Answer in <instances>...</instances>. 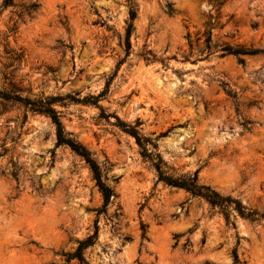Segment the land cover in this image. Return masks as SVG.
<instances>
[{
    "label": "rangeland",
    "instance_id": "1",
    "mask_svg": "<svg viewBox=\"0 0 264 264\" xmlns=\"http://www.w3.org/2000/svg\"><path fill=\"white\" fill-rule=\"evenodd\" d=\"M27 2L0 10V90L30 99L105 90L96 106L55 109L115 197L97 216L92 175L56 144L49 118L0 100V264H65L95 221L85 264H264V218L227 221L157 182L116 121L139 123L172 176L197 171L200 184L264 214V0H134L131 53L111 80L124 56L126 0H37L18 20ZM226 46L260 52L240 63L222 55Z\"/></svg>",
    "mask_w": 264,
    "mask_h": 264
},
{
    "label": "trees",
    "instance_id": "2",
    "mask_svg": "<svg viewBox=\"0 0 264 264\" xmlns=\"http://www.w3.org/2000/svg\"><path fill=\"white\" fill-rule=\"evenodd\" d=\"M126 4V27L121 38L124 56L116 64V69L111 75L110 80L115 76L116 71L118 70L120 65L124 63V61L131 53L130 37L133 31V21L135 20L137 14V7L135 6L134 0H126ZM8 7H14L13 0H2L0 4V10L3 11ZM38 8L39 3L37 2V0H28L26 4L20 6V12L16 15L17 19L20 20L23 17L30 18L32 14L36 13ZM14 31L15 24H13V26L9 29V33H14ZM209 45L210 35L208 34V37L206 38L207 49L209 48ZM259 52L260 51L257 49H246L239 46H226L221 48L222 55H231L235 57L240 63L243 62L242 57L255 56ZM142 56L145 62H150L149 57L152 55L149 53V51H147ZM106 85H108V82ZM227 94L232 98H235L234 95H230V93ZM104 95L105 90H103L96 96L83 97L81 99H74L70 95H56L30 99L29 97H22L14 92L0 90V100L19 104L31 113L44 115L45 117L49 118L55 128L56 144L58 146L67 147L70 151L75 153L83 160V162L88 167L95 185L102 197L101 208L96 211L97 216L101 213H104L106 207L109 205L111 200L114 199L115 196L113 190L104 183L102 177V169L98 162L92 157L91 153L82 144L75 141L65 133L55 106L58 104L64 105L69 102L96 106L98 101L102 99ZM116 121L118 122L119 127L123 130V132L134 138L135 143L140 150L141 157L151 162L156 173L157 182H161L171 188L182 189L193 197H198L205 200L210 206L219 208L225 220L227 221L229 220L231 213H234L239 218L249 222H258L260 219L264 218V214L258 213L253 209L245 207L238 200L231 199L229 197H221L208 186L200 184L197 180V171H194V173L191 175H180L178 177L172 176L170 173H168L167 165L157 152L156 146L152 143L151 140L139 133L137 128L139 123H136L134 126H130L122 123L118 118H116ZM148 146H151L152 149H149ZM97 232V221H95L92 234L87 236L85 239L78 241L76 249L73 253L65 255V264H69L72 260H76L79 264H85L83 252L88 247L92 246L96 241ZM234 262H237V257L235 254Z\"/></svg>",
    "mask_w": 264,
    "mask_h": 264
}]
</instances>
